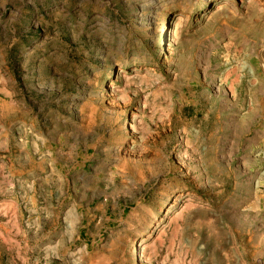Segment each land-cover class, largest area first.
I'll return each mask as SVG.
<instances>
[{"label":"rangeland","instance_id":"obj_1","mask_svg":"<svg viewBox=\"0 0 264 264\" xmlns=\"http://www.w3.org/2000/svg\"><path fill=\"white\" fill-rule=\"evenodd\" d=\"M0 264H264V0H0Z\"/></svg>","mask_w":264,"mask_h":264},{"label":"bare ground","instance_id":"obj_2","mask_svg":"<svg viewBox=\"0 0 264 264\" xmlns=\"http://www.w3.org/2000/svg\"><path fill=\"white\" fill-rule=\"evenodd\" d=\"M148 72H149V71H148ZM145 237H146L145 240H148V239L150 238L149 236H145ZM145 240H144V241H145Z\"/></svg>","mask_w":264,"mask_h":264}]
</instances>
